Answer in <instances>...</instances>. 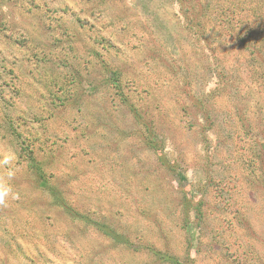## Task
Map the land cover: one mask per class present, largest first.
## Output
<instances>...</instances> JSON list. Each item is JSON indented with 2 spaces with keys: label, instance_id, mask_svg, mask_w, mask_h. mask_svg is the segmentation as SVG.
Instances as JSON below:
<instances>
[{
  "label": "rangeland",
  "instance_id": "374dc122",
  "mask_svg": "<svg viewBox=\"0 0 264 264\" xmlns=\"http://www.w3.org/2000/svg\"><path fill=\"white\" fill-rule=\"evenodd\" d=\"M253 1L207 0V19L235 17L202 32L174 0H0V264H264ZM19 133L54 193L19 163Z\"/></svg>",
  "mask_w": 264,
  "mask_h": 264
},
{
  "label": "trees",
  "instance_id": "16d2710c",
  "mask_svg": "<svg viewBox=\"0 0 264 264\" xmlns=\"http://www.w3.org/2000/svg\"><path fill=\"white\" fill-rule=\"evenodd\" d=\"M176 2H178L183 9V12L185 13V15H189V13L191 14H195V19L197 17V24L200 28V30L202 32H204L205 27H207V23L209 21L213 22L214 25L219 24V28L218 30H224L223 28L226 27V29L230 30L232 28V23H233V19L235 17L234 15V11L232 10V8L230 6H218V11L219 14L222 17L218 16V19H215L213 16H209L208 19L206 18V9H207V0H174ZM253 3H255L257 5V7L251 12L252 14H256V13H264L261 12L264 9V0H254ZM190 15L189 17L194 20V16ZM216 16V13L214 14ZM191 20V21H192ZM252 21V20H251ZM251 21L246 24L244 26V28H249L251 29ZM188 26L191 27V22L189 21ZM243 28V29H244ZM243 29L242 30H237V34L238 37H244L243 35ZM227 30V31H228ZM215 34L219 33L218 31H214ZM251 32L253 34V30L251 29ZM214 34V35H215ZM205 36V35H204ZM248 36H251V34H248ZM208 39V38H207ZM243 40V38H240ZM262 59V56H261ZM256 61V60H255ZM104 69L105 71H107L108 73L112 74L111 77H109V81L112 84L113 87L117 88L119 91V95H121V99L123 102H125L127 105H129L127 101V98L124 96L123 91H122V85H121V79L119 77H117V70L115 68H112L109 64L104 63ZM116 76H115V75ZM114 82H117V84H114ZM215 92H218V87H216L214 90H210V92H203V94L201 93L200 95L204 96L206 99L209 97H213ZM188 99H190V101H192L193 107L197 108L199 104H202V108L203 113H205L204 116V120L208 123L211 122V119L213 117V113L210 111V109H208L205 105V101L203 99V101L201 99H199L197 96L196 98L192 95V94H187V101ZM201 102V103H200ZM205 102V103H204ZM185 110L187 107V103L185 101ZM132 111L134 112V114H137L139 111L137 110V108L131 106ZM187 112V111H186ZM13 140H17V150H18V159H19V163L23 164V166L26 167L27 170L31 171L34 176H35V180L36 183L41 186L46 188L47 190H51L50 193H54L53 190L50 187V180H48L47 176L45 175V170L43 168L42 165V160H40L34 150V148H31L30 144L27 142L26 138H23V135H21L20 133L17 135V137L13 138ZM264 146V144H262ZM60 197V196H58ZM62 198H56V201L62 206L64 207L66 210L71 211L70 208L71 206H69L68 201L67 200H62ZM203 216V213L201 212L199 215V218H201ZM84 218L85 220H88L87 216L85 215ZM187 222V220H185V223ZM95 227L97 228L98 231L102 232L104 235L107 236H111V238L116 239L117 241L119 240V237H117L116 232L113 228H111L109 225L104 224L103 222H96ZM124 237V236H122ZM187 252H190V249L187 250ZM158 253H156L157 255ZM188 258H192L190 256H188ZM193 260V258H192ZM172 264H192L191 262H186L185 260L182 261L181 259H177V258H172L170 259Z\"/></svg>",
  "mask_w": 264,
  "mask_h": 264
},
{
  "label": "clouds",
  "instance_id": "9594fccd",
  "mask_svg": "<svg viewBox=\"0 0 264 264\" xmlns=\"http://www.w3.org/2000/svg\"><path fill=\"white\" fill-rule=\"evenodd\" d=\"M3 191H4V192H7L8 190H7V189H4Z\"/></svg>",
  "mask_w": 264,
  "mask_h": 264
}]
</instances>
